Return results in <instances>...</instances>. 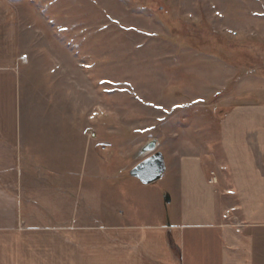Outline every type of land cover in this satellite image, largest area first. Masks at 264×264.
Here are the masks:
<instances>
[{
	"label": "rangeland",
	"instance_id": "obj_1",
	"mask_svg": "<svg viewBox=\"0 0 264 264\" xmlns=\"http://www.w3.org/2000/svg\"><path fill=\"white\" fill-rule=\"evenodd\" d=\"M0 40L19 58L23 163L41 190L33 221L103 209L111 222L126 190L139 207L171 187L129 175L144 143L213 138L241 107L264 106V0H0ZM0 246L11 258L14 242Z\"/></svg>",
	"mask_w": 264,
	"mask_h": 264
},
{
	"label": "crops",
	"instance_id": "obj_2",
	"mask_svg": "<svg viewBox=\"0 0 264 264\" xmlns=\"http://www.w3.org/2000/svg\"><path fill=\"white\" fill-rule=\"evenodd\" d=\"M1 42L0 241L14 242L17 259L0 246V264H264V106L241 107L239 119L224 121L213 138L207 126V138L190 125L182 137L172 133L174 150L156 138L160 178L171 187L143 195L139 207L132 190L119 193L111 222L103 209L97 220L33 221L41 190L32 189L23 163L30 149L20 123L19 58Z\"/></svg>",
	"mask_w": 264,
	"mask_h": 264
},
{
	"label": "water",
	"instance_id": "obj_3",
	"mask_svg": "<svg viewBox=\"0 0 264 264\" xmlns=\"http://www.w3.org/2000/svg\"><path fill=\"white\" fill-rule=\"evenodd\" d=\"M159 140L152 138L144 143L136 152L141 159L131 170L130 175L143 184L158 180L164 171V162L159 151H155Z\"/></svg>",
	"mask_w": 264,
	"mask_h": 264
},
{
	"label": "built area",
	"instance_id": "obj_4",
	"mask_svg": "<svg viewBox=\"0 0 264 264\" xmlns=\"http://www.w3.org/2000/svg\"><path fill=\"white\" fill-rule=\"evenodd\" d=\"M209 174H210L209 182L210 183H216V176H215L214 170L213 169L210 170Z\"/></svg>",
	"mask_w": 264,
	"mask_h": 264
}]
</instances>
